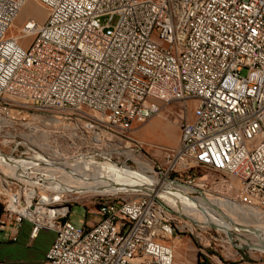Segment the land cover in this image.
<instances>
[{
	"label": "built area",
	"instance_id": "built-area-1",
	"mask_svg": "<svg viewBox=\"0 0 264 264\" xmlns=\"http://www.w3.org/2000/svg\"><path fill=\"white\" fill-rule=\"evenodd\" d=\"M28 1L0 0V231L15 241L25 220L31 239L53 230V264H177L171 238L196 228L198 263L230 264L209 252L231 245L225 234L187 216L178 225L174 197H108L96 221L77 223L64 204L83 192L62 181L128 152L159 101L195 98L179 145L152 168L157 187L180 192L209 167L264 213V0H32L46 18L9 35Z\"/></svg>",
	"mask_w": 264,
	"mask_h": 264
},
{
	"label": "rangeland",
	"instance_id": "rangeland-1",
	"mask_svg": "<svg viewBox=\"0 0 264 264\" xmlns=\"http://www.w3.org/2000/svg\"><path fill=\"white\" fill-rule=\"evenodd\" d=\"M34 15L38 17L40 21H44L47 15V11L44 7L36 3L35 1L29 0L19 17L15 20L13 26L8 31V34H15L18 32L19 25L29 16ZM23 42L26 43L27 39L24 38ZM197 101L195 98H189L185 100H170V101H159L160 111L155 114L153 117L147 119L145 122L136 123L135 129L132 131V134L140 142L130 143L131 149L128 152L116 153L109 160L112 164H117L118 166H123L124 170H141L140 163L144 165L151 166L153 169L158 168V166H165L163 158V149L162 147H176L180 143L181 137V125L185 117L189 119L194 114V109ZM153 119H159L158 125H155L153 130H151V125L149 122ZM141 127V128H140ZM104 160V159H103ZM124 165H127V167ZM152 169V170H153ZM153 171L147 172L150 175L154 174ZM193 176H195L196 187L202 192L209 194L211 196L222 197L226 195L234 196V192H228L225 190V187L222 186L221 181L227 179L234 184L237 183L236 179L232 176H229L226 172L214 170L209 167H196L192 170ZM157 178V182L161 180ZM202 180H206L203 184ZM236 189V188H235ZM133 192L130 190L120 191L119 193H98L87 191L79 195L78 198L70 199L65 202L70 212L68 217L72 220L79 222H94L98 219L97 209L100 204V201L108 197L119 196L122 198H130L133 196ZM195 195L191 193L192 196H196L199 192H195ZM231 198V197H229ZM232 199V198H231ZM180 204L184 206V213L188 217H194L196 212L187 205V200L181 198ZM189 207V208H188ZM254 213L250 210L244 212H235V218H239L243 224H250L252 227L263 226L264 227V214L259 212L257 209H253ZM250 212V213H249ZM177 216L176 223L182 225V222L188 221L187 217ZM195 223V222H194ZM197 227V226H196ZM221 231L224 236L228 239L226 232ZM240 232V235L249 238L251 242H255L256 239H259L260 233L248 232L236 230ZM199 234L196 228H177V233L171 238L170 244L173 246L176 255L177 264H199L198 255L199 248L201 246ZM229 241V239H228ZM236 243H246L244 240L238 238L235 235ZM231 242V241H230ZM219 244L216 247L212 246L209 248V252L219 257L224 263L230 264H244V262H249L250 264H264V251L256 249L254 247H239V246H227L222 241L218 242ZM233 243V242H231Z\"/></svg>",
	"mask_w": 264,
	"mask_h": 264
},
{
	"label": "bare ground",
	"instance_id": "bare-ground-1",
	"mask_svg": "<svg viewBox=\"0 0 264 264\" xmlns=\"http://www.w3.org/2000/svg\"><path fill=\"white\" fill-rule=\"evenodd\" d=\"M112 163L109 161L88 162L77 168L67 169L71 176L63 178L62 186L65 187L67 184H72L75 186V189L80 192L117 193L118 191H125L127 186L138 181L158 183L157 178L154 177L156 176L155 174L153 176L147 173L153 171L151 166L140 163L141 170L133 171L128 169L126 171L117 164ZM134 174L135 176L133 177ZM137 174L138 176H136ZM117 184L120 186H116ZM177 184L179 185L181 194L179 197L173 198L172 205L174 210L183 214L185 210L180 202L182 201L181 198L186 199V204L196 212L194 217H187L197 225H209L226 232L229 242H233H230L231 245L239 247L249 246L264 251V227L258 226L254 228L250 226V224H243L241 222L243 220L235 218V212L250 210V212L254 213L253 208L241 206L227 196L214 197L201 190L198 195L192 196L191 193L193 191L199 190L197 187ZM236 230L256 232L261 235H259V239H256L255 242H251L249 238L240 235V232H236ZM235 235L246 243H236Z\"/></svg>",
	"mask_w": 264,
	"mask_h": 264
},
{
	"label": "crops",
	"instance_id": "crops-1",
	"mask_svg": "<svg viewBox=\"0 0 264 264\" xmlns=\"http://www.w3.org/2000/svg\"><path fill=\"white\" fill-rule=\"evenodd\" d=\"M193 116L190 118L191 120ZM159 119H153L149 122L151 130L155 125L161 123ZM141 128V127H140ZM135 129H132V131ZM131 131V135L137 142L138 140ZM175 147L164 146L163 157L165 154ZM77 223H81L76 221ZM32 228V222L25 220L20 227L17 240H11L8 234L0 231V264H53L46 259V252L52 245L55 239V232L50 229H41L38 236L34 239L30 238V232Z\"/></svg>",
	"mask_w": 264,
	"mask_h": 264
},
{
	"label": "water",
	"instance_id": "water-1",
	"mask_svg": "<svg viewBox=\"0 0 264 264\" xmlns=\"http://www.w3.org/2000/svg\"><path fill=\"white\" fill-rule=\"evenodd\" d=\"M120 167L123 168V166H120ZM133 171H136V170L133 169ZM134 176L135 174L133 175V177ZM136 176H138V174ZM170 180L174 181L173 179H170ZM116 186H120V185L117 184ZM127 190L156 193L157 196L161 199H164L167 197H179V195L181 194L180 192L173 190L170 186L157 187V184L154 182H143V181H138L132 185L127 186L126 191Z\"/></svg>",
	"mask_w": 264,
	"mask_h": 264
}]
</instances>
